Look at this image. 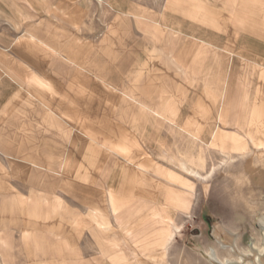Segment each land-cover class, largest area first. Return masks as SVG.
I'll use <instances>...</instances> for the list:
<instances>
[{"label": "rangeland", "instance_id": "374dc122", "mask_svg": "<svg viewBox=\"0 0 264 264\" xmlns=\"http://www.w3.org/2000/svg\"><path fill=\"white\" fill-rule=\"evenodd\" d=\"M193 37L208 42L200 52ZM39 194L48 201L30 205ZM163 210L177 226L166 262L122 225L160 228ZM52 223L72 264L238 259L218 224L252 264L264 250V0H0V250L67 264Z\"/></svg>", "mask_w": 264, "mask_h": 264}, {"label": "crops", "instance_id": "0c3cea01", "mask_svg": "<svg viewBox=\"0 0 264 264\" xmlns=\"http://www.w3.org/2000/svg\"><path fill=\"white\" fill-rule=\"evenodd\" d=\"M32 1H34V0H32ZM29 36L31 38L34 37V35H29ZM193 38L198 40V44L200 42H201V44L202 43H208V42L200 39V37H193ZM239 43H240V41H239ZM201 44H199L197 47L198 52L201 51V48H202ZM214 46L216 47V45H214ZM239 54L243 55L245 53L241 52ZM180 71H182V70H180ZM243 139L245 141H244V143H242V145L240 147H241V149L246 151V149H248V146L246 143V139L245 138H243ZM252 140H254V139H252ZM182 167H185V165H182ZM46 169L51 170V168H46ZM185 172H188V171L185 170ZM38 196H39L38 201L37 200L33 201L30 203V205L34 204L35 206H40L41 201H43L45 203L48 201V198L46 195L39 194ZM108 196H109L110 205L112 206L114 211H117L121 207V204L118 203L115 192L111 190L109 192ZM142 206H143V208L145 206H147V202L143 203ZM67 212H69V211H67ZM97 212L98 211H95V210L92 211L93 215H91V221L95 220L94 218H95V216H97ZM154 214L160 215V219L157 221L161 224L160 228L159 227H152L146 221L144 224L145 226L143 227V230H141L139 232H134L133 230H131V228H127L128 222L125 224L122 223V225L126 229V232L129 235L128 237L132 238L134 241H136V243L139 244V247H138L139 250H141L142 252H146V254L151 258H157V256L155 254H153V252L155 250H160L162 253L161 254V256H162L161 260L163 262H166L165 261V255L167 253V245H168L169 241L171 240L175 230L177 229V226L174 225V223L172 222V217L167 213L166 210H163V213H161V211H160V212H157V214H156V212ZM36 215L41 217L39 212H36ZM167 217H169L170 220H167L166 219ZM53 221H55V219ZM147 225H149V226H147ZM66 229L67 228H65V225H61V227H60L56 223H52L50 225V227L48 228V231H47L48 235L46 238L51 239L55 243V251H53L52 253L54 254L56 252L58 254L59 258H61V260H63L67 264H72L71 261L76 260L75 259L76 257L73 256L75 252L73 251V249L71 247L70 237H67L66 235L63 236V234H62L63 230L65 231ZM103 230H105V228L101 229V231H103ZM70 233H71V231H70ZM108 240H113V238H110ZM0 241H1L0 242L1 245H8V247L10 246V244H8L7 240H5L4 238L0 237ZM112 244H115V247H117V248L119 247V244L116 242H113ZM119 251L122 252L123 248L119 249ZM75 254H77V253H75ZM0 257L3 260L2 264H12L13 258H12V253L10 251L6 252V250L4 251L3 249H1L0 250Z\"/></svg>", "mask_w": 264, "mask_h": 264}, {"label": "bare ground", "instance_id": "6f19581e", "mask_svg": "<svg viewBox=\"0 0 264 264\" xmlns=\"http://www.w3.org/2000/svg\"><path fill=\"white\" fill-rule=\"evenodd\" d=\"M216 238H219L224 247H228L230 252L233 254H238V259H221L218 257L217 252L215 253L213 250L208 253L209 260L213 264H245L246 260L248 259L247 256L244 254H239L237 252V248L235 247L233 241H234V235L228 231L222 224H218L216 226V229L214 231ZM223 236H225L229 242V245L224 243L222 241ZM226 240V239H225ZM226 242V241H225ZM212 249V248H211ZM216 251V250H215ZM251 257V262L252 264H264V250L262 253L255 251L254 249L252 250V254L249 256ZM248 261V260H247Z\"/></svg>", "mask_w": 264, "mask_h": 264}]
</instances>
